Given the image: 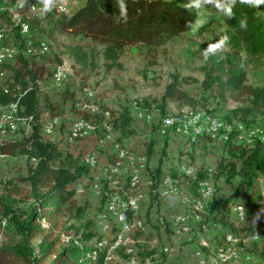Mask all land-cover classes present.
<instances>
[{"label": "rangeland", "instance_id": "rangeland-1", "mask_svg": "<svg viewBox=\"0 0 264 264\" xmlns=\"http://www.w3.org/2000/svg\"><path fill=\"white\" fill-rule=\"evenodd\" d=\"M168 1L190 7L185 0ZM83 3L0 0V88L9 79L2 66H14L19 54L43 65L47 74L39 81L41 97L56 107L49 112L40 104L44 138L63 152L81 156L91 167L88 178L69 188L74 195L52 221L67 239L76 232L93 230L102 238L99 249L115 237L105 264H260L264 235L256 231H264V180L258 178L251 190L234 197L238 179L227 184L209 178L201 185L202 201L188 191L187 178L193 180L199 170L213 172L224 156L223 145L232 128H236V144L249 145L251 137L264 141V116H258L249 130L235 123L231 127L226 116L242 105L217 86L206 89L201 85L206 74L220 75L215 68L219 52L234 53L227 26L224 22L210 24L208 32L195 35L190 31L160 46H130L118 61L107 62L109 69L99 57L95 69L78 74L63 55L64 47L91 46L98 54L104 48L73 33H59L53 25L64 16L62 9L72 15ZM195 9V27L206 23L209 16L223 14L218 0L196 2ZM258 9L264 13V0ZM59 72L61 82L56 83L53 78ZM173 76L196 101L194 109L171 102L160 107L164 88ZM244 84L262 88L264 65L250 63ZM144 103L150 104L149 109L143 108ZM125 108L132 117L130 137H121L112 129V117ZM14 109L13 104L0 106V143L30 128L26 120H18ZM197 118L201 135L191 141L185 131ZM9 122L11 128H4ZM29 167L24 158L0 155V195L9 183L24 188ZM211 195L232 196L233 207L223 222L202 224L208 219L205 208ZM126 212L131 217L125 221ZM115 226L121 228L118 234L112 232ZM3 239L0 228V243ZM92 243L97 244L96 239Z\"/></svg>", "mask_w": 264, "mask_h": 264}, {"label": "trees", "instance_id": "trees-1", "mask_svg": "<svg viewBox=\"0 0 264 264\" xmlns=\"http://www.w3.org/2000/svg\"><path fill=\"white\" fill-rule=\"evenodd\" d=\"M45 1L51 4L54 0ZM206 1L213 0H185L190 7L168 0H84L72 15L55 20L53 27L59 33L70 32L104 48L102 54H98L91 46L64 47L63 55L71 60L75 71L82 74L95 69L99 57L109 69L107 62L118 61L127 47L160 46L178 35L190 31L199 35L208 32L210 24L224 22L234 53L219 52L215 68L220 75L206 74L201 85L206 89L217 86L233 102L241 104L228 113L227 124L232 127L235 123L238 128L249 130L258 116H264V86L258 89L244 84L245 70L250 63L264 65V13L258 9L260 0H218L222 3V16H209L206 23L195 27L198 18L195 4ZM16 59L14 66H2L8 71L9 79L6 87L0 88V106L15 105L18 120H26L30 128L0 143V155L24 158L30 167L23 180L24 188L9 183V188L0 195V228L4 238L0 243V264H105L115 237L110 240L113 243L99 249L97 245L102 238L93 230H78L74 237L67 239L59 225L52 221V216L61 213V207L74 195L69 188L88 178L91 167L81 156L63 152L59 145L45 140L41 102L47 111H56L47 98L41 97L39 81L47 70L35 59L20 54ZM160 101L162 108L168 102L179 108L196 106V101L181 89L176 76L165 86ZM149 105L144 103L143 108L149 109ZM131 123L130 111L126 108L112 117V129L121 137L133 135ZM235 129L228 133L223 145L224 156L213 172L199 170L193 180L187 178L188 191L196 201L203 200L201 185L209 178L223 179L227 184L238 179L233 197L251 190L258 178L264 180V141L251 137L249 145L236 144ZM159 173L158 168L156 174ZM232 196L222 199L211 195L205 208L208 219L202 224L218 219L223 222L233 207ZM125 215V221L129 220L131 215L128 212ZM43 223L50 226L44 228ZM115 231L118 234L121 228L115 226L112 232ZM256 233L264 235L263 230ZM95 239L97 244L92 243ZM259 256L260 264H264V244Z\"/></svg>", "mask_w": 264, "mask_h": 264}, {"label": "bare ground", "instance_id": "bare-ground-1", "mask_svg": "<svg viewBox=\"0 0 264 264\" xmlns=\"http://www.w3.org/2000/svg\"><path fill=\"white\" fill-rule=\"evenodd\" d=\"M61 13H63V10H61ZM1 63H2V61H1ZM165 123H166V125H172L173 122H171L170 120H165ZM197 128H198V136H199V135H201L202 130H201L200 126L198 125V120H195L194 123L191 125L190 130L189 131L186 130V132H185V134L188 135V138L191 141H195V139H197ZM260 141H262V140H260ZM237 210L239 212L240 208H237Z\"/></svg>", "mask_w": 264, "mask_h": 264}, {"label": "built area", "instance_id": "built-area-1", "mask_svg": "<svg viewBox=\"0 0 264 264\" xmlns=\"http://www.w3.org/2000/svg\"><path fill=\"white\" fill-rule=\"evenodd\" d=\"M63 10V9H62ZM63 15L64 16H69L70 14H69V11H67V10H63ZM24 30H26L27 28L26 27H24L23 28ZM2 65V64H1ZM1 65H0V67H1ZM54 81L56 82V83H60L61 82V74H60V72L59 73H57V74H55V76H54ZM14 111H15V113H18V109H14ZM198 119V125H201V124H199V118H197ZM164 123V122H163ZM214 126H212V128H213ZM4 128H11V122H9V123H5L4 124ZM186 132V131H185ZM197 138H198V128H197ZM84 162L86 163V164H89V163H87L86 162V160H84ZM90 165V164H89ZM242 210H243V212L245 211V209L244 208H241Z\"/></svg>", "mask_w": 264, "mask_h": 264}, {"label": "crops", "instance_id": "crops-1", "mask_svg": "<svg viewBox=\"0 0 264 264\" xmlns=\"http://www.w3.org/2000/svg\"><path fill=\"white\" fill-rule=\"evenodd\" d=\"M261 248V247H260Z\"/></svg>", "mask_w": 264, "mask_h": 264}]
</instances>
